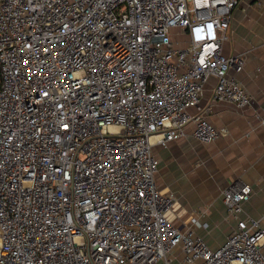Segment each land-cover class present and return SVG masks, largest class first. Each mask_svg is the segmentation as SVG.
I'll list each match as a JSON object with an SVG mask.
<instances>
[{
  "label": "built area",
  "instance_id": "obj_1",
  "mask_svg": "<svg viewBox=\"0 0 264 264\" xmlns=\"http://www.w3.org/2000/svg\"><path fill=\"white\" fill-rule=\"evenodd\" d=\"M238 3L0 0V264H264L250 184L225 189L213 249L156 182L155 145L222 136L190 112L212 76L214 102H252L223 50Z\"/></svg>",
  "mask_w": 264,
  "mask_h": 264
},
{
  "label": "crops",
  "instance_id": "obj_2",
  "mask_svg": "<svg viewBox=\"0 0 264 264\" xmlns=\"http://www.w3.org/2000/svg\"><path fill=\"white\" fill-rule=\"evenodd\" d=\"M227 36L224 53L246 57L238 77L252 95L251 104L239 108L228 101L214 102L217 79L212 76L200 106L190 112L205 114L222 136L203 143L195 137L191 122L184 137L154 146L159 158L157 185L176 196L168 218L180 228L203 235L213 249L225 243L236 226L224 202L229 185L250 184L253 191L243 215L264 214V0H239ZM193 219L203 225L196 226Z\"/></svg>",
  "mask_w": 264,
  "mask_h": 264
}]
</instances>
